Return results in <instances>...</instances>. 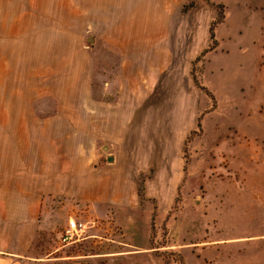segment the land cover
Wrapping results in <instances>:
<instances>
[{
    "label": "rangeland",
    "instance_id": "1",
    "mask_svg": "<svg viewBox=\"0 0 264 264\" xmlns=\"http://www.w3.org/2000/svg\"><path fill=\"white\" fill-rule=\"evenodd\" d=\"M212 1L224 18L193 68L210 94L191 73L211 43L210 4L168 9L166 29L132 64L97 22L85 29L61 6L37 12L32 0L0 5L2 177L12 182L22 166L26 185L37 165L81 161L103 187L97 205L89 194L47 197L22 264H264V0ZM85 101L117 108L114 139L70 133ZM57 117L68 119L66 134L54 132ZM69 219L85 224L72 242L63 240Z\"/></svg>",
    "mask_w": 264,
    "mask_h": 264
},
{
    "label": "crops",
    "instance_id": "2",
    "mask_svg": "<svg viewBox=\"0 0 264 264\" xmlns=\"http://www.w3.org/2000/svg\"><path fill=\"white\" fill-rule=\"evenodd\" d=\"M40 1L41 10L38 8ZM21 2L22 0H0V5L16 6ZM32 2L31 5L37 12L49 13L52 6H61L63 13L84 22L85 29L95 27L94 22H97L98 27L104 30L101 39L107 44L123 46L121 50L124 60L131 64L135 61V52L144 56L151 51V43L160 38V34L166 29L168 9L173 12L181 11L183 4V0H179L178 7L176 4L167 6L164 0H32ZM129 29L134 30L133 35H129L127 31ZM121 71L123 74L134 75V72L129 73L124 68ZM101 105L103 106L100 107L98 102L94 105L87 101L81 102L78 123L70 129V133L77 134L85 140L114 139L121 125V120L118 121L116 118L117 108L108 102ZM48 120L50 123L54 122L56 126L54 132L67 133L60 125L70 124L66 122L68 119L57 117ZM122 122L126 123L127 118ZM80 145L79 141L76 148L78 154L86 149ZM91 150L89 148V151ZM65 172H73L74 175L66 176ZM48 173H52V177ZM22 175L23 167L19 166L14 173L16 179L7 183L0 172V264H22L21 257L39 229L40 216L47 211L44 208V201L51 200V196L76 197L79 201H85L89 194L96 205L103 201L101 178H98L97 172L92 178H88L87 166L81 161L70 166L60 163L52 170L37 165L28 174L32 181L26 185L17 180ZM117 182L122 184L121 175L117 176ZM8 220L14 222L11 231L7 228Z\"/></svg>",
    "mask_w": 264,
    "mask_h": 264
},
{
    "label": "trees",
    "instance_id": "3",
    "mask_svg": "<svg viewBox=\"0 0 264 264\" xmlns=\"http://www.w3.org/2000/svg\"><path fill=\"white\" fill-rule=\"evenodd\" d=\"M202 3H206V4H210L211 6H213L216 10V14L214 19L211 21L209 28H208V32H209V39L211 40V43L208 45L207 48H205L193 61H192V78L193 81L196 85L200 86V88L204 89L206 92H208V90H206V88H204L203 86L200 85L195 72H194V65L196 63V61L199 60V58L201 57V55H203V53H205L208 50H211L215 47L216 45V39L214 36V31H215V26L220 23L223 18H224V5L223 3H216L213 2L212 0H185L183 6H182V11L187 12L190 10H193L197 7H199ZM210 94V92H208ZM197 126L200 127V122H197ZM183 151H184V157H185V163L188 160V157L186 155V151L185 148L183 147ZM185 168V166H184ZM144 179L145 176L143 174L140 175L139 177V181H138V185H137V196L139 198V202L142 203L143 200H145V193H144ZM154 212L152 213V218H153Z\"/></svg>",
    "mask_w": 264,
    "mask_h": 264
},
{
    "label": "built area",
    "instance_id": "4",
    "mask_svg": "<svg viewBox=\"0 0 264 264\" xmlns=\"http://www.w3.org/2000/svg\"><path fill=\"white\" fill-rule=\"evenodd\" d=\"M84 228V222H81L77 219H69L65 231L63 233V240L67 242H72L75 237L79 235V232H81Z\"/></svg>",
    "mask_w": 264,
    "mask_h": 264
},
{
    "label": "water",
    "instance_id": "5",
    "mask_svg": "<svg viewBox=\"0 0 264 264\" xmlns=\"http://www.w3.org/2000/svg\"><path fill=\"white\" fill-rule=\"evenodd\" d=\"M108 160H112V157H111V156H109Z\"/></svg>",
    "mask_w": 264,
    "mask_h": 264
}]
</instances>
